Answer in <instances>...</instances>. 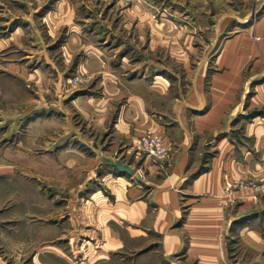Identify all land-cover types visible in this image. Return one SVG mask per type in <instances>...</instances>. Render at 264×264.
<instances>
[{
	"label": "rangeland",
	"instance_id": "374dc122",
	"mask_svg": "<svg viewBox=\"0 0 264 264\" xmlns=\"http://www.w3.org/2000/svg\"><path fill=\"white\" fill-rule=\"evenodd\" d=\"M263 15L264 0H0V264H264V174L232 176L223 155L216 160L229 146L232 164L264 149V129L248 128L264 120V105H248L264 68L247 65L215 129V201L204 197L194 214L179 188L169 230L180 242L169 253L147 224L116 223L105 163L132 167L122 175L128 201L155 213L148 182L167 177L175 150L163 133H135L131 103L154 75L173 103L206 94L223 43ZM147 136L163 140L164 156L137 144Z\"/></svg>",
	"mask_w": 264,
	"mask_h": 264
},
{
	"label": "crops",
	"instance_id": "0c3cea01",
	"mask_svg": "<svg viewBox=\"0 0 264 264\" xmlns=\"http://www.w3.org/2000/svg\"><path fill=\"white\" fill-rule=\"evenodd\" d=\"M217 61L221 71L215 73L211 90L206 94L200 89H195L191 94L176 98V102L173 103L169 99V90L162 76L154 75L144 93L151 98L162 97L163 100L157 104L158 106L154 104L152 106L150 102L146 103L143 100L146 97L145 94H137L135 96L137 99L134 100L136 103L130 105L132 108L128 114L129 123L130 126L133 125L132 129L135 133L147 130L163 133L175 150L167 177L160 181L148 182L150 202L155 205V213L147 215L146 206L140 201L129 203L126 186L132 183L127 182L122 175L129 176L128 174L132 173V167L118 160L105 161L109 164L106 165L108 169L106 181L109 182L107 185L114 189L112 192L115 197L116 223L125 222L126 225L131 226V231L142 224H147L154 231L164 235V250L168 253L170 248L173 250L179 246L180 242L179 235L172 234L169 230V226L180 215L178 211L179 188L184 186L182 193L189 196L190 207L194 214H197L198 208L206 205L205 202H210L209 198L201 201L204 197L210 196V199L215 201L217 174L215 170V129L221 126L223 114L237 102L247 65L250 63V68H264V15L253 27L245 28L242 34L226 40ZM144 78L146 76H142L141 80ZM248 105L252 107L264 105V84L255 85L254 94ZM236 110L238 111L239 108ZM157 118H163L164 122L157 121ZM248 128L262 130L264 120L255 121L254 119ZM221 143L223 142L218 143L219 146ZM211 151L214 155L208 159L206 164L208 170L198 171L201 166H204L201 163L203 162L202 155ZM257 151L256 149L255 152H247V156L246 154L242 156L241 161L234 160L232 164L236 153L231 151L229 146L224 151H219V157L216 160L221 161L220 155L222 154V161L227 160V167L232 176L235 170L243 175L247 173L264 174V149H259L258 155L255 156ZM217 165L219 168L220 164ZM111 171L113 173H110ZM92 175L94 176V172ZM134 176L135 174L132 178H135ZM73 194H75L74 191ZM97 198H102L100 201L103 213L110 216L108 220H111L113 211L110 210L105 198L101 195ZM116 232L115 238L112 235L108 241L112 240L117 243L119 231Z\"/></svg>",
	"mask_w": 264,
	"mask_h": 264
},
{
	"label": "built area",
	"instance_id": "2783aa9c",
	"mask_svg": "<svg viewBox=\"0 0 264 264\" xmlns=\"http://www.w3.org/2000/svg\"><path fill=\"white\" fill-rule=\"evenodd\" d=\"M137 144L143 148L149 157L160 158L166 153V147L163 140L157 136L141 138L137 141Z\"/></svg>",
	"mask_w": 264,
	"mask_h": 264
}]
</instances>
